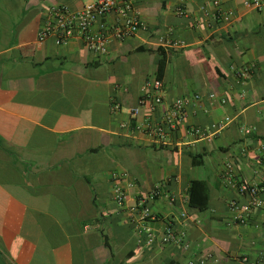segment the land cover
<instances>
[{
    "label": "crops",
    "instance_id": "0c3cea01",
    "mask_svg": "<svg viewBox=\"0 0 264 264\" xmlns=\"http://www.w3.org/2000/svg\"><path fill=\"white\" fill-rule=\"evenodd\" d=\"M214 1L135 0L148 27L99 55L79 36L39 40L52 5L78 10L87 0H0V264H189L204 256L246 264L245 255L264 264V209L235 224L231 201L249 197L224 177L230 166L239 181L264 188V9L219 0L236 11L224 21L212 15ZM163 54L164 104L155 113L143 107L137 121L200 95L170 144L121 127ZM193 127L214 134L199 138L187 132ZM194 180L207 182L204 208L190 204ZM130 181L128 204L155 186L171 194L150 203L151 224L175 223L189 248L145 242L137 215L114 199L115 183Z\"/></svg>",
    "mask_w": 264,
    "mask_h": 264
},
{
    "label": "built area",
    "instance_id": "2783aa9c",
    "mask_svg": "<svg viewBox=\"0 0 264 264\" xmlns=\"http://www.w3.org/2000/svg\"><path fill=\"white\" fill-rule=\"evenodd\" d=\"M214 6L212 15L215 18H221L224 21H231L235 18V9L226 8L219 0L214 1ZM243 6L248 9L263 10L264 0H244ZM203 10L206 14H210L205 7ZM111 12L116 15L114 21L108 20ZM178 12L180 14L186 13L182 8H179ZM147 27L148 25L135 7V0H87L83 7L78 10H69L65 6L57 4L52 5L48 9L41 27L39 40L44 41L53 37L56 44L61 45L66 44L72 37L79 36L89 50L104 55L108 53L109 43L113 39L125 40ZM182 44L180 42L174 43L177 47H181ZM148 87L154 91L153 95L149 94ZM162 90L163 81L157 77L143 87L138 106L130 109L131 121L121 123L122 129L127 135L135 137L139 133H144L156 143H171L172 133L177 130L178 125L184 122L189 107L195 105V102L200 99V95L174 99L154 121L142 125L137 121V117L143 107L147 106L149 111L155 113L164 104ZM211 97L214 98L215 95L212 94ZM222 102L225 101L222 100ZM113 109L121 110V105L116 102L113 104ZM222 127L223 125L215 124L211 129L216 131ZM255 130V127L244 128V132L247 134H251ZM187 132L199 138L214 134L212 130L207 131L199 127L189 128ZM224 177L241 195L249 197L248 203H242L238 200H233L230 203L233 222L245 225L253 208L264 209V188L259 183L239 181L230 166L225 171ZM134 185V181H130L126 187L121 183H115L113 188L114 199L119 207L127 208L129 212L137 215L140 223L139 230L145 235V242L148 245L181 244L185 248H189L187 231L175 223L168 222L162 229L151 224V221L156 220V215L152 211L150 203L161 196L169 198L171 194L161 186H155L146 195H141L133 203L128 204L130 195L127 187ZM186 214L183 213V217L187 216ZM262 223H264V218ZM210 258L211 256H204L199 259H192L189 264H207ZM242 261L250 264V259L246 255L242 257Z\"/></svg>",
    "mask_w": 264,
    "mask_h": 264
},
{
    "label": "trees",
    "instance_id": "16d2710c",
    "mask_svg": "<svg viewBox=\"0 0 264 264\" xmlns=\"http://www.w3.org/2000/svg\"><path fill=\"white\" fill-rule=\"evenodd\" d=\"M167 59L163 54L158 62L157 78L162 80L165 68H166ZM209 198V189L207 182L204 180H194L192 181L190 187V204L197 206L199 208H204L207 204Z\"/></svg>",
    "mask_w": 264,
    "mask_h": 264
}]
</instances>
